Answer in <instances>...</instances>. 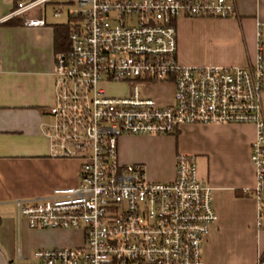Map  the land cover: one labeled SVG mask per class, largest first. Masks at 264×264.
Instances as JSON below:
<instances>
[{
	"label": "built area",
	"instance_id": "1",
	"mask_svg": "<svg viewBox=\"0 0 264 264\" xmlns=\"http://www.w3.org/2000/svg\"><path fill=\"white\" fill-rule=\"evenodd\" d=\"M4 22L47 25L46 9L69 28L68 48L56 53L54 102L42 126L54 158L80 162L78 183L46 198L17 200L30 229L77 230L82 245L42 249L19 264H202L203 245L217 221L209 184L195 158L175 159L171 182L150 181L142 164L119 160L123 136H173L184 125H251L255 185L244 195L264 208V64L258 52L246 67H186L177 59L181 18L227 19V0H6ZM122 84L124 96L102 85ZM172 86L171 102L151 98ZM142 91H145L143 93Z\"/></svg>",
	"mask_w": 264,
	"mask_h": 264
},
{
	"label": "crops",
	"instance_id": "2",
	"mask_svg": "<svg viewBox=\"0 0 264 264\" xmlns=\"http://www.w3.org/2000/svg\"><path fill=\"white\" fill-rule=\"evenodd\" d=\"M227 1L235 6L234 17L177 21L181 65L248 66L258 52V26H263L264 64V0ZM11 10L10 2L0 0V264H19L36 250L83 243L81 231L34 230L17 219L15 201L76 186L81 164L52 157L42 131L50 122L45 110L54 102L52 26L64 23L4 26ZM261 104L264 117V80ZM254 132L251 125H184L173 136H123L118 141L120 162L144 165L153 182L174 179L177 156L195 158L197 176L209 184L217 215L203 245L202 264H264V208L258 225L257 203L243 193L255 185L250 162Z\"/></svg>",
	"mask_w": 264,
	"mask_h": 264
},
{
	"label": "rangeland",
	"instance_id": "3",
	"mask_svg": "<svg viewBox=\"0 0 264 264\" xmlns=\"http://www.w3.org/2000/svg\"><path fill=\"white\" fill-rule=\"evenodd\" d=\"M51 7L52 6H48L46 9V20L48 24H63L66 22V17L63 15L62 17L58 18V19H54L51 15ZM102 88H104L106 90V92L110 95V96H124L127 95L129 93V88L126 85H122V84H106V85H102ZM143 93H145V91H142ZM150 95L151 98H153L154 100H156L157 102L161 103V104H165V103H170V96H171V86L169 85H156L155 87H153L150 90ZM147 94V93H145ZM148 171V169L146 170Z\"/></svg>",
	"mask_w": 264,
	"mask_h": 264
},
{
	"label": "trees",
	"instance_id": "4",
	"mask_svg": "<svg viewBox=\"0 0 264 264\" xmlns=\"http://www.w3.org/2000/svg\"><path fill=\"white\" fill-rule=\"evenodd\" d=\"M21 23L15 22V20L6 22L4 26H19ZM54 33V48L56 53L64 52L68 48V33L69 28L65 25H53ZM261 262V260H260Z\"/></svg>",
	"mask_w": 264,
	"mask_h": 264
}]
</instances>
